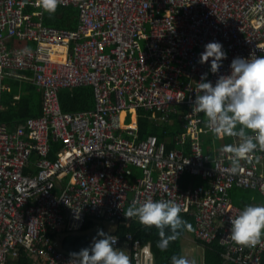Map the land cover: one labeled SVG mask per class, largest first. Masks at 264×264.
I'll return each instance as SVG.
<instances>
[{
	"label": "built area",
	"instance_id": "obj_1",
	"mask_svg": "<svg viewBox=\"0 0 264 264\" xmlns=\"http://www.w3.org/2000/svg\"><path fill=\"white\" fill-rule=\"evenodd\" d=\"M59 5L78 10L76 30L46 26L39 0H0V94L5 78L30 71L43 97L42 116L12 131L0 125V264H68L64 239L89 223L133 227L139 220L125 218L126 206L149 197L179 203L180 215L194 218L195 238L219 242L227 262L263 264L264 245L231 240L230 217L242 209L230 192L238 187L264 196V153L257 149L259 163L241 161L243 170L232 173L230 154L204 151L202 138L213 132L193 101L203 73L215 84L230 73L233 58L264 56V0ZM213 41L227 54L216 74L210 61L199 63ZM84 85L94 87L95 110L64 113L60 92ZM140 112L160 127L172 117L182 120L174 147L168 150L171 142L159 143L154 135L140 136ZM55 142L61 148L53 159ZM34 156V172L27 173ZM132 166L141 168L138 176ZM184 175L201 176L206 187L182 190ZM116 237L114 247L127 246L133 264H154L150 243L130 233Z\"/></svg>",
	"mask_w": 264,
	"mask_h": 264
},
{
	"label": "clouds",
	"instance_id": "obj_2",
	"mask_svg": "<svg viewBox=\"0 0 264 264\" xmlns=\"http://www.w3.org/2000/svg\"><path fill=\"white\" fill-rule=\"evenodd\" d=\"M39 3L44 11L54 13L61 0H39ZM226 58L223 45L213 41L204 46L199 63L210 61V72L216 74ZM229 67L230 73L219 75L215 84L207 80L208 73L201 75L198 82L201 94L196 95L193 106L196 112L204 114L208 126L218 138L237 139V143L226 144L220 149L221 153L230 154V170L235 174L243 170L241 161L255 159L259 163L262 157L253 156L257 149L264 153V56L250 53L248 58L236 57ZM181 212V205L173 200L154 201L149 197L142 203L134 200L124 216L137 217L145 227H155L160 237L157 246L166 250L179 236V230H191L181 218ZM230 223L231 240L236 244L245 247L264 245L261 239L264 235V205H245L235 218L230 217ZM117 242L116 236L98 230L90 246L69 254L68 264H130L126 252L114 247ZM171 264H190V261L184 256L173 255Z\"/></svg>",
	"mask_w": 264,
	"mask_h": 264
},
{
	"label": "crops",
	"instance_id": "obj_3",
	"mask_svg": "<svg viewBox=\"0 0 264 264\" xmlns=\"http://www.w3.org/2000/svg\"><path fill=\"white\" fill-rule=\"evenodd\" d=\"M9 46L12 47L13 44H10ZM3 83L5 86V90L0 94V125L6 126L8 130L12 131L18 125H24L31 118H38L42 116L43 114L42 93L34 85L33 75L30 71L20 72L18 73L17 76L5 78ZM30 100L34 101V105L31 106L29 104ZM63 100L67 101V102H64L66 107H68L69 101L70 102L74 101L75 105H77L78 107L80 104L90 103L91 110L89 111H94L96 108L94 87L92 85H84V86L72 87V88L62 90L60 92V103H62L61 107L64 106ZM27 110H30V111H27ZM76 113H81V112H76ZM143 119H146V116H144ZM138 120L139 118H137V123H138ZM208 134L209 135L204 136L202 138V143H203L204 151L209 153L210 155H214V152L220 151L222 142H225V145H226L229 143L233 144L234 141L236 140V138H233V137L226 136L224 137V139H221V138H218L214 133H208ZM214 141L220 142L219 145H217V148H213L211 146L212 142ZM186 148L187 146H184L181 149L184 151ZM187 151H188V148H187ZM35 161H36V157L34 156L32 157L30 165H29V167L32 169H29L27 173L34 172L33 169H35V165H34ZM261 163L262 165H261L260 171L261 173H264V162H261ZM183 177L179 179V186L183 190H192L198 186H206V182H204L202 178L193 177V176H188L187 178H183ZM196 184H198V186H196ZM230 199L233 205H235L237 208L242 209V210L244 209L245 205H253V204L254 205H264V198L260 197L257 194V192L243 190L240 188H237L231 192ZM129 206L130 205L126 206V210ZM180 216L182 219L184 217H190L186 215H180ZM134 224L136 226L138 225L136 223ZM189 225L192 227V230L183 231V234L180 237V243H181V240H184L186 243H188L186 247H189L191 246L192 241L195 239L199 242L197 245H202L201 242L198 239H196L194 236L195 224H194L193 218H192V223L190 222ZM82 233L83 232L77 235L81 236L83 235ZM189 236H191V238H189ZM262 238L264 239V235H262ZM122 249L127 254L128 252L127 248L123 246ZM188 250H190V248ZM181 256H182V249H181ZM188 259L192 262L191 258H188ZM223 261H224V264H234V263L227 262L225 259ZM203 264H205V247H204V255H203Z\"/></svg>",
	"mask_w": 264,
	"mask_h": 264
},
{
	"label": "trees",
	"instance_id": "obj_4",
	"mask_svg": "<svg viewBox=\"0 0 264 264\" xmlns=\"http://www.w3.org/2000/svg\"><path fill=\"white\" fill-rule=\"evenodd\" d=\"M79 13L78 10L74 7H63L58 5L56 11L54 13L46 12L45 14V24L48 27L64 29L68 31H74L77 28ZM19 47H24V43H18ZM67 102L63 100V105L61 108L64 113H76V112H85L91 110L90 103L80 104L79 107L75 105V102H68V107L64 104ZM29 104L34 105V101L30 100ZM62 105V103H61ZM30 111V110H27ZM26 112V111H25ZM146 116L144 113L140 112L138 115V126L141 137H146L148 135H154L158 138L159 143L170 141L171 143L167 145V149H171L174 147V138L176 135L182 133V121L176 120V118L172 117L169 124H166L162 127L156 126L149 119H143ZM204 122H207V118L204 116ZM239 127V126H238ZM249 135L251 132H248ZM229 141V140H228ZM230 144V143H229ZM225 145V142L221 143V148ZM61 148V144L59 142H55L53 145L52 158H56L58 151ZM188 176H184L183 178H187ZM198 186V184H196ZM235 187L233 190L237 189ZM241 189V188H240ZM232 190V191H233ZM245 190V189H243ZM231 191V192H232ZM230 192V195H231ZM259 195V193H257ZM260 196V195H259ZM261 197V196H260ZM191 217V216H190ZM184 217L183 220L188 224L192 223V218ZM194 221V218H193ZM92 223H89L86 230L91 228ZM192 230V227H191ZM179 236L172 242L169 243L166 250H161L157 245L160 239L158 235V230L155 227H139L135 224L133 227H118L116 229V235L119 237H123L124 234H136V238L141 241L142 244H151L152 252L154 255V264H171V257L173 255L181 256V246H180V237L183 234V231H190L186 229L179 230ZM168 234L169 231L166 230ZM90 237L88 236H74L68 237L63 241V249L67 252H78L82 248L90 246ZM223 248L219 244V242H214L210 245H205V264H224L223 261ZM262 262L264 264V254L262 255ZM19 264H27L25 261L18 262Z\"/></svg>",
	"mask_w": 264,
	"mask_h": 264
},
{
	"label": "rangeland",
	"instance_id": "obj_5",
	"mask_svg": "<svg viewBox=\"0 0 264 264\" xmlns=\"http://www.w3.org/2000/svg\"><path fill=\"white\" fill-rule=\"evenodd\" d=\"M28 46L30 48H35V45L32 43H29ZM134 117H136V116H134ZM174 118H176V120H179L177 117H174ZM180 121H182V120H180ZM219 143L220 142L214 141V142H212L211 146L213 148H217V145H219ZM129 169L132 170L133 174H135L137 176L140 174L139 172H141V168H138L135 166H132ZM184 176H189V175H184ZM193 177L202 178L201 176H193ZM202 180L204 182H206L203 178H202ZM199 187H206V186H198V187H195L194 189L199 188ZM59 194H60L59 190H57L56 195L58 196ZM128 199H130V195L128 196ZM91 225H92L91 228H88L89 230H86L88 227L87 226L82 233L84 236L90 237V243L92 242L93 237H95L97 235L98 230H103L105 233H109L110 235H113V233L116 231V224L115 223H96V224L92 223ZM76 236H79V235H76ZM72 237H74V236H72ZM189 238H191V236H189ZM198 243L199 242L195 239L192 241L191 246H189V247H186V245H188V243H186L184 240H181V243H180V245L182 247L181 248L182 249V256L186 257L187 259L191 258L193 264H203L204 247L202 245H197ZM189 248H190V250H188ZM127 255H128V252H127Z\"/></svg>",
	"mask_w": 264,
	"mask_h": 264
},
{
	"label": "bare ground",
	"instance_id": "obj_6",
	"mask_svg": "<svg viewBox=\"0 0 264 264\" xmlns=\"http://www.w3.org/2000/svg\"><path fill=\"white\" fill-rule=\"evenodd\" d=\"M245 190H248V191H254V192H257V193H259L258 191H256V190H249V189H245ZM259 195L261 196V197H263L264 198V196L261 194V193H259ZM186 216H190V215H186ZM136 224H138V226L140 227H145L144 225H142L139 221H136ZM118 227H121V226H117L116 225V229L118 228ZM126 228H129V227H126ZM116 231L113 233V235H115V236H117L116 234ZM134 236H135V238H136V234H133ZM119 237V236H118ZM137 239V238H136ZM138 240V239H137ZM141 242V241H140ZM126 248H127V246H125ZM127 250H128V248H127ZM150 253H151V258H152V260H153V263H154V255H153V252H152V248H151V250H150ZM128 256H129V258H130V255H129V252H128ZM130 264H133V262H132V259H130Z\"/></svg>",
	"mask_w": 264,
	"mask_h": 264
}]
</instances>
